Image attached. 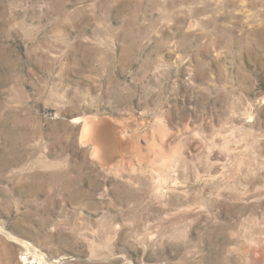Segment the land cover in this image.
I'll list each match as a JSON object with an SVG mask.
<instances>
[{
  "label": "rangeland",
  "instance_id": "obj_1",
  "mask_svg": "<svg viewBox=\"0 0 264 264\" xmlns=\"http://www.w3.org/2000/svg\"><path fill=\"white\" fill-rule=\"evenodd\" d=\"M0 264H264V0H0Z\"/></svg>",
  "mask_w": 264,
  "mask_h": 264
},
{
  "label": "bare ground",
  "instance_id": "obj_2",
  "mask_svg": "<svg viewBox=\"0 0 264 264\" xmlns=\"http://www.w3.org/2000/svg\"><path fill=\"white\" fill-rule=\"evenodd\" d=\"M85 123V136H83L85 137L86 142L88 141L91 145H93V155L97 161L102 164L104 163V165H108L109 163H113L111 162L112 159L117 160V158H124L125 156H128V151L132 149V143L130 142V140H125L122 135L123 130L121 128H118V130L114 132V130L109 128L110 125L108 127L107 121H98L97 119H89Z\"/></svg>",
  "mask_w": 264,
  "mask_h": 264
}]
</instances>
